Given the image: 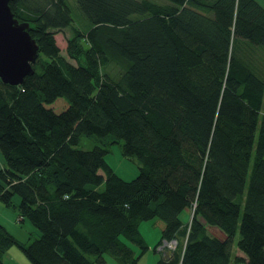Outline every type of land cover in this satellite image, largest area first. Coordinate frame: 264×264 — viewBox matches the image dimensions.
<instances>
[{"label":"trees","instance_id":"16d2710c","mask_svg":"<svg viewBox=\"0 0 264 264\" xmlns=\"http://www.w3.org/2000/svg\"><path fill=\"white\" fill-rule=\"evenodd\" d=\"M75 4L84 25L68 0L9 2L39 51L22 84L0 79V202L18 195L39 235L21 242L0 222V264L14 244L31 264H103L107 253L137 264L126 241L144 253L139 224L151 219L154 249L175 241L157 264H264V77L237 52L264 50V6ZM65 28L73 63L55 40ZM83 136L106 142L79 149ZM115 142L138 160L131 180L105 161Z\"/></svg>","mask_w":264,"mask_h":264},{"label":"rangeland","instance_id":"374dc122","mask_svg":"<svg viewBox=\"0 0 264 264\" xmlns=\"http://www.w3.org/2000/svg\"><path fill=\"white\" fill-rule=\"evenodd\" d=\"M69 4L72 7V15L75 20V24L84 25L85 21L82 19L80 15L75 0H68ZM264 6V0H257ZM70 36V29L65 28L59 32L55 33V40L56 44L60 49V53L65 56L67 59L66 54V39ZM242 44L240 46V50H237L238 55L241 58H244L246 61L254 65L255 68H258V72L264 77V50L257 49L254 50L252 47H245ZM70 60V59H69ZM72 63L73 61L70 60ZM256 71L255 69H253ZM107 72L112 77L118 76V70L114 66H109L107 68ZM256 71V73H258ZM258 73V75H259ZM104 141L101 138L95 136H83L80 138L79 144L76 146L79 149H90L94 145H104ZM4 161L3 155L0 151V165ZM105 161L107 164L112 168L114 172H116L122 179L124 180H131L134 178L138 173V160L136 158H128L122 154L121 144L119 143H111L108 145V152L105 155ZM103 185L99 187L102 189ZM19 201L18 195H14L12 198V204L9 206H5L0 202V222L6 227V229L13 234L19 241L27 242L28 238L37 237L39 232L33 225L27 220H20L18 217V211L16 204ZM181 218L184 222L188 221L190 218V210L184 211L181 215ZM139 230L144 237L148 249L140 254L139 247L126 241L127 244L134 250V253L138 255L137 264H157L158 259L160 258V254L158 249H154V245L160 238V230L155 225L154 219L151 220H142L139 224ZM239 236L238 233L235 235L234 238V247L236 246V242ZM140 254V255H139ZM106 261L103 264H120L118 259L112 257L110 254H105ZM3 260L5 264H31L28 257L25 253L18 247L16 244L12 245L8 250L5 252L3 256ZM241 264V263H239Z\"/></svg>","mask_w":264,"mask_h":264},{"label":"water","instance_id":"95a60500","mask_svg":"<svg viewBox=\"0 0 264 264\" xmlns=\"http://www.w3.org/2000/svg\"><path fill=\"white\" fill-rule=\"evenodd\" d=\"M11 0H0V79L18 85L33 74L39 46L28 22H20L10 9Z\"/></svg>","mask_w":264,"mask_h":264},{"label":"crops","instance_id":"0c3cea01","mask_svg":"<svg viewBox=\"0 0 264 264\" xmlns=\"http://www.w3.org/2000/svg\"><path fill=\"white\" fill-rule=\"evenodd\" d=\"M3 163L4 162H2L1 163V165H0V167H2V165H3ZM155 225L157 226V228L160 230V227H159V225H157L156 223H155ZM159 247V246H158ZM158 249V248H157ZM158 252H159V254H160V258H168L170 255H171V252L167 249V248H163V249H158ZM3 262H4V260H3ZM5 264V263H4Z\"/></svg>","mask_w":264,"mask_h":264},{"label":"built area","instance_id":"2783aa9c","mask_svg":"<svg viewBox=\"0 0 264 264\" xmlns=\"http://www.w3.org/2000/svg\"><path fill=\"white\" fill-rule=\"evenodd\" d=\"M175 247V241H163L162 244L158 247V249H163L167 248L170 252L174 249Z\"/></svg>","mask_w":264,"mask_h":264}]
</instances>
